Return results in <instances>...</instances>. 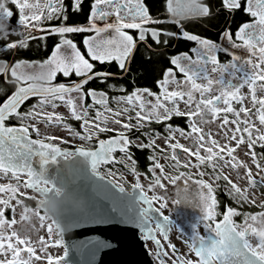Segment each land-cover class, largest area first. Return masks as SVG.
<instances>
[{
	"label": "snow or ice",
	"instance_id": "6c2138e0",
	"mask_svg": "<svg viewBox=\"0 0 264 264\" xmlns=\"http://www.w3.org/2000/svg\"><path fill=\"white\" fill-rule=\"evenodd\" d=\"M9 2L19 10L18 24L29 30L38 28L39 23H33V21L40 22L42 18L52 20L64 14L63 18L67 19L64 0H55V2L54 0H44L43 4H40L38 0H0V40H8L12 35H22L8 23L14 15L7 6ZM82 2L83 0H73V10L80 11ZM191 2L196 4L198 14L203 16L209 14L207 6L201 5L198 0H191ZM188 3L189 0H167V12L172 17L170 22L180 26L182 38L194 41L198 46L191 49L195 58L187 53L171 58L170 63L175 66V69H178L183 79H177L173 69H166L163 73V79L157 81L161 90L158 94L147 88H137L130 94L109 98L103 91L85 90V85L90 81L98 79L100 82L106 83L111 74L96 71V66L85 58L77 44L72 39L65 37V34L69 33H95V36H87L83 40L91 61H98L101 65L115 61L120 69L127 71L126 61H130L137 47V42L146 44L147 38L150 36L156 45L163 43L166 46L169 41L167 39L162 40V36H177L175 32L154 27L167 21H161L150 16L144 0H94L87 25L66 26L61 24L49 30L51 33L59 34L60 41L55 46L51 56L38 65L41 71H20L24 67L22 61L11 65V75L20 86L0 105V174L10 173L12 177L17 178V183L15 186H0V193H11L7 199L0 198V205L3 206L0 207V254H7V252L12 254L11 260H0V264H34L33 256H35V260L41 259L40 256L35 255L32 241L21 237L16 231H12L10 235L5 233L6 227L11 228L16 223L15 219L9 222L4 218V209L11 207L10 201L15 198L16 192L21 187L19 182L21 175L27 177L23 187L38 191L43 197L40 202L41 205L46 206L53 196L58 197L61 193L51 182L44 179L48 166L56 163L58 158L69 159L73 155L85 158L90 163L92 172L98 174V166L112 161V154L116 151L123 153L128 160H132L129 152L131 145H135L141 150L151 148L155 153L156 138H161V134L155 130L143 132L141 135L148 139V143H144L140 137L133 140L125 134V131H120L115 138L98 139V147L95 150L78 148L75 152L62 151L53 143L45 142V140L53 141L57 139L56 137L43 133L44 138L41 139L39 138L42 135L40 128L35 124L24 123L29 117L33 119L42 117V119L37 120V123H43L45 128L53 123H60L62 117L59 114L46 111L48 107L55 109L59 106L55 101H60L66 105L72 118L83 121L81 127L85 129L86 135H81L80 139L89 141L93 139L94 133L114 131L115 129H109L107 126L110 122L120 125L126 131H131L133 128L139 131L146 126L145 122L163 123L170 121L173 117L186 116L190 131L186 132L178 126L173 127L170 124L165 125V130L169 134L162 138L166 147L172 150L170 158L175 161L172 165L173 168L181 167V162L176 153L177 149H181L187 154L182 166L199 169V166L207 160L210 162L208 167H211L213 172L199 171L197 174L201 177L204 175L213 176L215 181L221 179L226 181V195L230 198L241 197L244 202H247L251 188L264 186V164L261 163V160H264V153L258 156L254 151L257 144L264 148V128H256L255 123L249 118V114L256 116L259 125L264 126V83L259 85L256 83L258 80L264 81V0H246L243 11L253 18V22L240 26L235 33V39L228 31H224L221 36L222 39L227 40L230 48H243L250 53L249 58L237 55L230 51L229 47H222L208 39H202L184 31L179 17L188 10L186 7ZM223 7L229 11H235L241 8V0H223ZM112 16L115 17V20L109 23L108 19ZM97 20L103 21L104 26L98 27ZM126 29L135 30L137 36L134 38L133 35L125 31ZM109 30L113 33L111 37L97 39L102 33ZM31 38L35 39L36 37ZM28 39L29 37H23L19 41L9 42L6 44L5 50L28 47ZM217 52L226 53L231 57V60L224 64L219 63ZM251 57H256L259 63L253 62ZM209 64L212 65L211 72L218 74L215 79L208 74L207 65ZM246 65L251 66V72L245 70ZM27 66L33 67L31 64ZM9 67V64L0 61V72L6 73ZM238 72L242 73L239 77H237ZM58 73L66 78L74 73L76 77L82 79L67 84H53L52 81L56 79ZM225 75L228 77L227 80ZM37 80L42 81V83L37 84ZM236 80L239 82L233 83ZM29 81L31 83H28ZM170 86L172 90H169ZM246 86L251 97L252 109H255V112L243 106L235 111L232 105L233 100L237 103L243 102L244 97L240 95V90ZM108 87L112 88L113 85H108ZM118 90L126 92L122 86H118ZM258 90L261 93L260 97L257 96ZM217 92L218 95H213ZM73 93L77 95L73 96ZM197 93L199 99H197ZM31 97H38L36 103L31 105L28 111L19 112L21 106ZM89 98L91 99L90 104L86 103ZM110 99L116 105L123 104L125 107L121 110L109 107ZM77 100L79 104H77ZM181 102L184 104L183 109L179 107ZM221 103L224 105L223 108L220 106ZM97 105L100 108H97ZM90 110L96 112L95 117L90 116ZM130 112H135V116L128 115V122L122 123L119 117ZM220 112L234 113L235 115V119L231 121L225 115L222 117V124L218 125L225 131L222 134H217L221 135V140L228 141V143H221V140L213 139L211 132H204L201 126L215 120ZM105 113H111L116 118L110 121ZM241 113H244L243 119L240 117ZM12 118H17L21 122V126L7 125L6 122ZM133 119L136 120L135 124L131 123ZM229 124L236 125L235 129L225 128ZM30 128L31 132L38 137L37 139L30 138ZM229 132H231L230 136L228 135ZM176 133H179L181 138L190 140L191 145H182L176 138ZM238 133L239 135H237ZM244 133H247V139H245ZM231 141H235L236 147L229 146ZM241 145H246L248 151L245 152V155L251 156L252 163L258 169L255 174L259 176L258 180L254 177L247 163L239 161L234 155L236 149ZM201 149L206 153V156L201 155ZM225 154L230 158L229 160L225 159ZM192 156L196 157L199 164H191L190 158ZM164 159H169V157L165 155ZM149 160L152 161L149 172L153 173L154 176V179L149 182L150 191L154 192L157 187L164 189L165 184L161 182L162 179L168 180L172 185H177L178 181L183 180L185 186L183 189L177 188L176 198L171 201L173 206L181 203L192 204V197L189 195V182L199 189L196 193L199 199L192 206L199 207L201 214L189 226L190 234L186 237L190 249L199 258L196 264H264V223L260 228L248 225L249 219L253 222L257 220L256 215H246L245 224L247 226L242 227L236 225L232 220L233 217L241 215V213L228 207L227 211L223 213L222 220L217 222L216 216L219 213L215 211V208L218 202L213 195L214 189L211 184L206 183L203 179H194L190 172L185 171H179L176 175L168 176L164 172V166L156 159L155 154L150 155ZM220 161L224 162V166L230 164L231 168L236 170L237 180H246L249 187L241 189L228 175L219 173L217 168L220 166ZM241 168L245 169L244 173L239 171ZM157 169H159L160 175H156ZM133 172H135L134 168ZM135 187H141L139 180ZM120 191L123 192V188H120ZM141 199L147 207L140 213V216L143 218V223L147 224L151 220L149 213L152 211L153 202H159V209H164L168 198L154 194L151 198L142 196ZM16 203L20 204V201L17 200ZM252 203H255L254 199ZM25 211L28 209L26 208ZM13 213H15L14 208ZM259 217L264 220V212L259 213ZM21 218L23 219V216ZM40 219L43 220L44 217H40ZM161 219L165 225H170L168 216H161ZM201 225L204 234L198 230ZM156 227L160 228L164 234V229L159 223L156 224ZM48 231L51 235L53 232L51 225ZM145 231L150 233L148 229ZM250 235L258 242L253 243L249 239ZM149 238H152L150 234ZM13 239L15 243L12 242ZM165 239H167L166 234ZM5 241H7L6 248ZM155 242L159 249L160 241ZM19 245L24 247H18ZM46 247L47 245L41 238V251H45ZM168 247L172 248L173 253H175L173 245L169 244ZM21 252L27 253V257L21 256ZM160 255L161 252L158 251L157 259L160 258ZM47 259L49 264H53L50 256ZM173 264H177V261H173ZM179 264H194V262L190 259L179 260Z\"/></svg>",
	"mask_w": 264,
	"mask_h": 264
},
{
	"label": "rangeland",
	"instance_id": "374dc122",
	"mask_svg": "<svg viewBox=\"0 0 264 264\" xmlns=\"http://www.w3.org/2000/svg\"><path fill=\"white\" fill-rule=\"evenodd\" d=\"M38 2L40 4H43L44 0H38ZM54 2H55V0H54ZM93 3H94V1H93ZM45 14H46V12H45ZM114 20H115V17L112 16V17H109L108 22L111 23ZM87 24H88V21L82 25H87ZM96 24L98 27L104 26V22L100 21V20H97ZM82 25H79V26H82ZM58 26H60V25H58ZM58 26H53V27H58ZM53 27H51V28H53ZM22 28H24V27L22 26ZM27 30H29V29H27ZM128 30H130V29H126L125 31L129 34ZM84 33H85V35L83 36L82 43H83V40L85 37L95 36V33H93V32H84ZM112 35H113L112 31L109 30L106 33H102L100 35V37H98L97 39H106V38L111 37ZM237 43H239V41H237ZM221 46L230 48L226 39H224ZM230 51L236 53L237 55L243 56L245 58L250 57V53L246 52L243 48H241V49L230 48ZM251 58H252L253 62L259 63V61L256 57H251ZM230 60H231V58H230ZM207 67L209 70L208 74L213 79H215L218 74L211 72V68H212L211 64L207 65ZM245 70L251 72V66L246 65ZM20 71L39 72V71H41V69L38 67V65L35 67L34 66L28 67L27 65H24V67H22L20 69ZM10 74H11V69H10ZM241 75H242V73H240V72L237 73V77H239ZM177 79H183V78H177ZM225 79L226 80L228 79L227 75H225ZM198 82H200V81H198ZM238 82H239L238 80L233 81V83H238ZM256 83H257V85H259V84L264 83V81L258 80V81H256ZM169 90H172L171 86H170ZM160 91L161 90H159V92ZM218 94L219 93L217 92V93H214L213 95H218ZM72 95L75 96L77 94L73 93ZM196 95H197V99H199V94L197 93ZM240 95H242L244 97L243 102L237 103L235 100H233L232 105L234 107V110L238 111L239 108L242 106L252 109L251 97L249 95V91H248L247 86L240 90ZM257 96L258 97L261 96V93L259 92V90L257 91ZM35 103L36 102H33L32 104L28 105L23 112L28 111L29 107ZM55 103H57L59 106L56 107L55 109L48 107L46 109V111L59 114L62 117V120L60 123H58V124L53 123V124L49 125L47 128H45L43 123H37V120L42 119V117H37L35 119L29 117L27 120L24 121V123L29 124V125L35 124L38 128H40L42 135L39 138H44L43 133H48V134L56 137L57 139L51 141L53 143H62V142H65V143L67 142L69 144L87 143L89 140H81L80 139L81 135H86L85 129L81 127L83 121L80 120V122H79V128L82 132L81 134H79V132H77V129H74L72 126H70V124L65 122L66 118H71L69 108L66 105H64L63 103H61L60 101H55ZM77 104H79L78 100H77ZM119 106L122 108L125 107V105H123V104L119 105ZM220 106H221V108L224 107V105L222 103ZM179 107L181 109L184 108L183 102H181L179 104ZM257 107H258V105H257ZM117 110H121V109L117 108ZM101 111L103 112V109ZM252 111L255 112V109H252ZM95 115L93 117H95ZM105 115L109 118L110 121H112L116 118V117H113L111 113H105ZM128 115H131L133 117L135 116V114L132 115V114L128 113L126 115L119 117V119H121L122 123L128 122ZM229 115L230 116H227V117L230 121L235 119L234 113H229ZM224 116H225L224 113L220 112V113H218L217 118L215 120H212L210 123H208L206 125H201L203 127L204 132H206V133L211 132L213 139L221 140V135H218L217 133L222 134L225 131L224 128L218 127V125L222 124V117H224ZM240 117H241V119H243L244 113H241ZM249 118L255 123L256 128H264V126L259 125V121L256 118V116L249 114ZM15 119L17 121L15 124H18L21 126V122L17 118H15ZM53 119H55V118H53ZM112 124H115V123L110 122L107 126L109 127ZM186 125L188 127L187 120H186ZM113 127H116V126L113 125ZM235 127H236V125H234V124H229L228 126H225V128H232V129H235ZM241 127H243V125H241ZM188 131H190V129ZM168 134L169 133L167 132V135ZM244 134L246 135V136L244 135L245 139H247V133H244ZM175 135H176V138L179 140V142L182 145H185V146L191 145V141L184 139V138H181L179 136V133H176ZM228 135L230 136L231 132H229ZM237 135H239V133ZM93 136H96V133H94ZM162 137H163V135H161V138H156V145L160 148V150L163 149V152H164L163 154L157 155L158 156L157 160L159 161V163L161 165L164 166L165 174H167L168 176H172V175L178 174L179 171L190 172L192 174L198 173L199 171H204L206 173H212L213 172V169L211 167H208V164L210 162H208L207 160H205L204 164H201L199 166V169L196 167H191V166L189 168H184L182 165L185 162V158H186L187 154L184 153L181 149L176 150L178 158L181 162V167H179L178 169L173 168L172 165L175 163V161L170 162L172 150L170 148L166 147L165 142H164ZM146 139H147V137H146ZM172 142L174 143L175 140ZM221 143H228V141L221 140ZM229 146L236 147L235 141H231ZM247 151H248V149H247L246 145H241L239 148L236 149V152L234 153V155L237 157V159L239 161H243V162L247 163L248 167L251 168V170L254 174V177L258 180L259 176L255 175L257 173L258 169L256 168L255 164L252 163L251 156L245 155V152H247ZM257 154L259 156V153H257ZM165 155H167L169 157V159H164ZM201 155L206 156V153H204L202 149H201ZM225 159L229 160L230 158L227 157V155L225 154ZM190 160H191L192 165L199 164V161L196 159L195 156H192L190 158ZM214 161H215V158H214ZM261 163L264 164V160H261ZM219 165L220 166L217 168V171L219 173H221L222 175H228L229 178L232 179L234 182H236L241 189H245V188L249 187L246 180H243V179L237 180L236 170L232 169L230 164L227 166H224V162L220 161ZM183 168H184V170H183ZM239 171L241 173H244L245 169L241 168V169H239ZM99 173H101L102 176H104L105 174L111 176L115 185H117L118 187L127 189V190L131 186H135L137 181L139 180V183L141 185L140 189L148 196V198H151L154 194L167 196L168 199L166 202V207L164 209H159V202H156V201L153 202L154 206L157 207L163 215L168 216L173 221L171 231L168 235L167 240L162 241V243H161V245L163 246V249L165 250V252H167L166 255L161 253L160 258L157 259V252H156L153 244H151V242H149V241H145V246L148 250L149 256L151 257V259L153 261V264H172V262L176 261V260H189V259L192 261L194 260V254L189 252L188 251L189 249H186V247L184 245L186 242H188V240L186 239V241L184 240V242H182L179 239V237L177 236V228L179 227V231L184 233V235H185L184 237H187L190 234V227L189 226L196 221L197 217L201 214V212L197 211L198 208L192 206V204H196V203H192L189 205L181 203V204H178L176 206H173V204L171 202L174 198H176L177 188L178 187L180 189L184 188L185 185L183 183V180L178 181L177 185H172L171 183H169L168 180L162 179L161 182L165 184V188L160 189L157 187L155 189V191L153 192V191L149 190V187H150L149 182L152 179L144 177L140 174H136L132 171L127 172L123 169H120L118 173H114L110 169H108V170H105L104 172L99 171ZM156 175H160L159 169L156 170ZM24 178H25V176H23V175H21L19 177V182L21 184V187L18 189L16 194L33 196L34 197V199L32 201L33 206H30V205L29 206H23L21 202H20V204L16 203V201L18 200L16 197L14 199H12L10 201L11 207H9L8 217L6 218L4 215V218L9 222H11L13 219H15L16 223L13 224L11 228L6 227L5 233L7 235H10L12 231H16L17 233H19V235L21 237L27 238L33 242L32 247H34V249H35V255H38L41 257L40 260H35V256H33L32 259L34 261V264H49V261L47 259V257H49V256L52 258L53 264H57V262H58V264H64V263H62L61 258L63 257L65 250H64L60 231L58 230L57 226L51 222L50 218L48 216H46L44 214V212L39 210L38 207L36 206V201L39 199V196L33 190L23 187ZM202 179L211 185H216L218 183V181H215L214 177L210 176V175H204L202 177ZM16 183H17V178L12 177L11 174L9 176L6 174H0V186H7V185L15 186ZM191 186H192L191 182H189V185H188L189 192L192 191L196 194L199 191V189L195 185H193V187H191ZM260 187L264 188V186H257L255 188L250 189L249 199L247 202H245L246 204H249L250 206H254V207H259V208H262V206H264V192L260 191ZM191 188H193V189H191ZM223 189L227 190L226 185H224ZM189 194L191 195V193H189ZM10 195H11V193H0V198L7 199L8 196H10ZM182 195H183V193H182ZM238 198H241V197H237L236 199L238 200ZM195 199H197V198L195 197ZM253 199L255 200V203H252ZM161 202H163V201H161ZM0 207H3V206L0 205ZM13 208L15 209V213H13ZM26 208L28 209V211H25ZM261 212H264V208L256 211L254 214L249 215V216L256 215L257 220L255 222H253L249 219L248 225H251V226L256 227V228H260L262 223H264V220H262L259 217V213H261ZM22 216H23V219L21 218ZM40 217H44V219L41 220ZM50 225L53 229V232L51 235H49V231H48V228ZM201 226L199 227L198 230L200 231L201 234H204V229ZM240 226H242V227L247 226L245 224V218L242 219V223L240 224ZM41 238H43L45 244L47 245L45 251H43V252L40 249V239ZM249 238L253 243L258 242L255 238L251 237V235L249 236ZM12 242L15 243V240L13 239ZM6 244H7V241H5V248H6ZM169 244L174 246L175 253H173L171 251V248L168 247ZM18 247L23 248L24 246L19 245ZM21 256L26 258L27 253L21 252ZM11 259H12L11 252H7V254H0V260H11Z\"/></svg>",
	"mask_w": 264,
	"mask_h": 264
},
{
	"label": "water",
	"instance_id": "95a60500",
	"mask_svg": "<svg viewBox=\"0 0 264 264\" xmlns=\"http://www.w3.org/2000/svg\"><path fill=\"white\" fill-rule=\"evenodd\" d=\"M129 63L130 61H126L127 69ZM126 72L123 70L118 74L110 73L109 78H122ZM14 84L13 93L19 86L17 82ZM32 98L38 97H31L28 101ZM7 125L19 127L15 124ZM132 133L126 135L130 136ZM99 139L103 138L99 137ZM54 145L67 152H75L78 148L95 150L98 147V143L94 148L78 146L62 148ZM113 160H116L114 155ZM26 179L25 176L24 181ZM44 179L71 199L70 203L62 204L58 213L53 215L46 206L41 205L40 202L43 199L41 194L31 189L39 196L36 201L38 209L43 211L60 231L65 250L61 258L62 263L153 264L145 241L147 239L155 241L153 225L156 226L157 223L164 229L162 234L161 229L158 228L160 233L164 237L165 234L167 236L172 219L169 218L170 225H165L161 219L164 215L153 204L152 211L149 213L151 220L144 224L140 213L147 205L142 202L141 197H147V195L140 188L131 186L128 190L123 188L121 192V187L115 185L111 177H104L99 172L93 173L87 159L75 155L69 159L58 158L56 163L48 166ZM145 229L150 230V233ZM149 234L152 238H149ZM176 261L179 264V261Z\"/></svg>",
	"mask_w": 264,
	"mask_h": 264
},
{
	"label": "trees",
	"instance_id": "16d2710c",
	"mask_svg": "<svg viewBox=\"0 0 264 264\" xmlns=\"http://www.w3.org/2000/svg\"><path fill=\"white\" fill-rule=\"evenodd\" d=\"M203 3L208 7L209 9V16L204 19V24L206 25V28H211L213 31L217 30L221 26H224L226 23H228L230 33H233V30L237 27L238 24L245 21L246 14L243 13L242 7L240 9H237L235 11H223L220 8L221 0H203ZM145 6L149 9V15L160 19L162 17V13L164 11L165 7V0H144ZM90 11V1L85 0L82 2L81 10L80 11H74L73 9H66V15L67 19L65 20L62 16V20H55L54 23H62V24H83L86 23L88 20V15ZM164 24H160L158 26L154 27H163ZM202 32H206L208 35H210L209 32L205 31L204 29H200ZM85 33L83 34H77V33H70L69 35H66V37L72 39L78 46L82 47V39ZM130 35H133V37H136V34L131 32ZM48 38V39H47ZM44 39H37L33 40L31 44L33 45H53L56 43L57 37H47ZM212 39L217 38V34L213 32L211 34ZM162 40L167 39L169 42L165 46L163 43L160 45H156L154 41H152L151 37L149 36L147 38V43H141L137 44L136 50H134L133 56L130 60V63L128 65V70L126 74L122 78H109L106 83L100 82V80H92L88 83L87 87H93L96 90L103 91V92H110L115 87L118 88V86H122L126 89V92H123L125 94H128L132 92L135 88H147L152 90L154 93H158L160 88L157 84L158 80L163 79V73L166 69H169L171 67L170 59L168 58V48L172 46L173 43V37L168 36H162ZM184 44V42H181L180 44ZM148 45H151V47H148ZM164 47V48H163ZM163 48V49H162ZM36 54L33 51H27L24 52L22 55L25 57H31L32 55ZM39 56V53H38ZM96 71H104L109 73H122L123 70L119 68V65L112 61L111 63H104L101 65L100 63H97L95 65ZM76 79V76L71 74L70 77H63L60 76L56 78L54 82L58 81H70ZM108 85H113L112 88H109ZM12 92V85L6 84L2 76L0 74V104L3 103ZM89 101L87 100L86 103ZM224 115L230 116L229 113L223 112ZM228 114V115H227ZM9 123H16V119L12 118L9 121ZM66 123L70 124L75 129H79V120H76L74 118H66ZM172 125L173 127L178 126L180 129L186 128V116L182 117H173L170 121H164L161 123L151 122L149 130H157L161 133L167 134V131L165 130V125ZM245 135V134H244ZM246 136V135H245ZM130 153L132 155V161L121 165L122 168L125 169V171L133 172V168L135 169L136 174H140L144 177L154 179V176L151 172H149V167L152 164L150 160L148 159L149 151L148 148H145L141 150L140 148L136 147L135 145L130 146L129 148ZM254 151L256 153H264V148H261L259 144H257L254 148ZM135 161V163H133ZM111 168L113 167L110 165ZM184 170V168H183ZM102 171V169H100ZM99 172V171H98ZM101 174V173H100ZM192 174V173H191ZM6 175H10L9 173ZM194 179H202L201 176H199L197 173L192 174ZM108 175H104V177H107ZM207 183V182H206ZM193 187V184H191ZM224 185H226V181L223 179L219 180L216 185H211L214 189L213 195L217 199V206L215 208V211L219 213L216 216V220L219 221L223 217V213L227 211L228 207H231L232 209L238 211L241 213V215L235 216L232 218L235 222H241L242 219L245 218V216H249L251 214H254L256 211L264 208L254 207L250 206L249 204H246L242 198L233 199L230 198L228 195H226L225 189H223ZM193 189V188H191ZM198 190V189H197ZM260 191L264 192V188L260 187ZM206 192V190H205ZM191 193L192 197V203H197L199 197L196 196L194 192ZM194 196V197H193ZM15 197L22 203L23 206H33V196H26L22 194H15ZM195 197L197 199H195ZM195 199V200H194ZM197 211H200L199 207ZM9 213V208L4 209V215L7 218Z\"/></svg>",
	"mask_w": 264,
	"mask_h": 264
},
{
	"label": "flooded vegetation",
	"instance_id": "af4514ba",
	"mask_svg": "<svg viewBox=\"0 0 264 264\" xmlns=\"http://www.w3.org/2000/svg\"><path fill=\"white\" fill-rule=\"evenodd\" d=\"M83 1H85V0H83ZM89 1H90V11H89L88 19H89V16L91 14V6H92L94 0H89ZM198 2L201 5L206 6L203 3V0H198ZM7 6L9 8V10L13 11V13H14L13 17L10 18V20L8 21V23L12 27L16 28L19 33L22 34V35H12V36L9 37L8 40H0V61L5 62V63L9 64V66H10L9 67V70L6 73L0 72V74L2 76L3 81L6 84L12 85V92H11V95H12L13 94V91H14V88H15L14 82H17V81H15L14 78L12 77V75L10 74L11 65H14L17 62H21L22 61V62H24V65L31 64V65H33L35 67V66L39 65L40 63H42L43 61L47 60L51 56V53L54 50L55 46L60 41L59 34L51 33L49 30L53 26H58V25H61L62 24L60 22H58V23L55 24L54 21L57 20V19L62 20V16L64 14H61L59 16V18H54L52 20H47V19L42 18L40 22H36V23H39V27L37 29L36 28L35 29L33 28L31 30H27L26 28H22V26H20L18 24V20H19V10L16 9L15 6L12 5L10 2L7 4ZM245 6H246V0H241V7H242V9ZM69 7H70V9H73V0H64L65 12H66V9H69ZM186 7H187L188 10L181 17H179L180 23L183 26V30L184 31H187L189 34L197 35V36H199L202 39H208V40L212 41L213 43H216L218 45H221L223 43V41H224V39L221 38L222 33L224 31L230 32L228 23H226L224 26H221L217 30L213 31L211 28H206V25L204 24V19L206 17H208L210 14H208L207 16H203V15L198 14L197 13V8H196V4L194 2H191V0H189V3L187 4ZM220 8L223 11L228 10V9H226V8L223 7V0H221ZM243 13L246 14V18L247 19L245 21H243L242 23L238 24L237 27L233 30V33L231 34L233 36V39H235V33H236V31H238V29H239L240 26H242L245 23H251V22H253V18L250 15H248L244 11H243ZM160 20L161 21H167L165 23H162L165 26L159 27L160 29H163V30L168 31V32H175V33H177V36H174L173 37L172 46L167 47L168 48V55L167 56L170 59L169 61H171V58H173L175 56H179V55L184 54V53H187L188 55H190L193 58H195V55L191 52V49L196 48L198 46L196 45V43L194 41H188L186 39H183L182 38V31H181L180 26L177 25V24H174V23H171L170 22L172 20V17L167 12V0H165V7H164V11L162 13V17L160 18ZM33 23H35V21H33ZM64 25H66V26H77L78 25L79 26V25H82V24H73V25L64 24ZM200 29H204L205 31L209 32L210 35H208L206 32H202ZM128 32H129V34H131V32H133L137 36V33H136L135 30H131L130 29V30H128ZM213 32H215L217 34V38L216 39H212L211 38V34ZM83 33H77V34H80L81 35ZM69 34H65V37H66V35H69ZM54 36L57 37V38H56V43L53 44V45L47 46V45H44V44L43 45H33V44H31V42L33 40H37V39H39L41 37H43V39L45 40L47 37H54ZM23 37H29V39H28V47H25V48L17 47L16 49L10 50V51L5 50L7 43L19 41ZM31 37H36V38L35 39H32ZM181 42H184V44L183 43L180 44ZM139 44H141V43H138V45ZM78 48L80 49L81 53L85 56V58L86 59H89L90 62H92L94 65H96L97 63H99L98 61H91V58L87 55V50H86L84 44H83L82 47L78 46ZM27 51H33L36 54L32 55L31 57H25V56H23L22 54L24 52H27ZM38 53H39V56H38ZM216 55H217V58H218V62L221 63V64L222 63L224 64V63L228 62L230 60V58H231L229 55H227L224 52H217ZM170 65H171L170 68L173 69V71L175 72L176 77L177 78H183L182 74L179 73L177 69H175V66H173L172 64H170ZM73 75H75V74L73 73ZM60 76H63V75L61 73H58L56 78H58ZM79 78H81V77H76V79H73V80H70V81H58V82H54L53 84H58V83H66L67 84V83H71L72 81H76ZM28 83H31V81H29ZM36 83L37 84H40V83H42V81H38ZM87 86H88V84L85 85V90H87V89H95L93 87H87ZM135 89H137V88H135ZM138 89H144V88H138ZM97 91L99 92V90H97ZM105 93L108 95L109 98L114 97V96L126 95L125 93L120 92L117 87H115L112 91L105 92ZM130 93H128V94H130ZM37 99L38 98H32L30 101H28L27 103H25L18 111L21 112V113H23V111L26 109V107L28 105L32 104L33 102H36ZM88 101H89L88 103L90 104L91 103V99L89 98ZM96 107L97 108H100L99 105H97ZM109 107H111L113 109H117V108L118 109H122V107H120V106L116 105L115 103H113L111 101V99L109 101ZM89 114H90L91 117H93L96 113H95V111L90 110V113ZM130 114L134 115L135 112H130ZM186 120H187V117H186ZM79 122H80V120H79ZM131 123L135 124L136 123V120L133 119L131 121ZM150 123L151 122H146V126L144 128H142V129H140L139 131H137L135 128H133L131 131H126V130L122 129V127H120V125L112 124L108 128L109 129H115L114 131H107V132H103V133H96V136H93V139L91 141H88L87 143H82V144H69L67 142L66 143L65 142H62V143H53L51 141H47V140H45V141L50 142V143H53V144H56V145H58V146H60L62 148H74L75 146L85 147V148H94V147L97 146L99 137H102L103 139H109L111 137L117 136V134L120 131H125V134H128V133L133 132L129 136L130 139L135 140L136 137H140V140H142L144 143H148V139H146L145 136L141 135V133L150 131L149 130ZM6 124H12V123L6 122ZM15 125H18V124H15ZM113 125H115L116 127H113ZM29 130H30V133H31L30 137L38 138L34 133L31 132V129H29ZM183 130L184 131H188L189 130L188 127H187V125H186V128L183 129ZM77 132H79V134L82 133L81 130H80V128L77 129ZM155 132H159V131L155 130ZM159 133L161 135H163V136H166L167 135L165 133H161V132H159ZM41 139H43V138H41ZM131 146H133V145H131ZM148 151H149L148 156L155 154L156 155V159H158V156L157 155H160V154H163L164 153V152H161V150H160V148L158 146L155 149V153L153 152V149H151V148H148ZM129 152H130V150H129ZM113 155H114V157H115L116 160H112V161H110L108 163L101 164L100 167L98 168L99 171H100V169H102L101 172H104L105 170L110 169L112 172L118 173L120 169L125 170L124 168L121 167V165H123V164L125 165V164H127V163H129V162L132 161V160H128L124 156V154L123 153H120L119 151H116L115 153H113ZM150 162L152 163V161H150ZM170 162H173V160H170ZM110 165H112L113 167L111 168ZM107 177H111V176L108 175ZM164 216H166V215H164ZM233 222L236 225H239V226L241 224V222H235V221H233ZM172 224H173V221H172ZM172 224L169 226V228L167 230V236H166L167 238H168V235H169V233L171 231ZM201 227L203 228V226H201ZM153 228H154L155 241H157V240L160 241V247H159V249H158V246H157L156 242L153 239H147L146 241H149V242H151V244H153L156 252L160 251L162 254L167 253V252H165V250L163 249V246L161 245L162 241H165L167 239H165V237L160 233L159 229L156 228V226L153 225ZM177 236L179 237V239L182 242H184V240L186 241V237H184L185 236L184 233H182V232L179 231V227L177 228ZM184 245H185L186 249H189L188 250L189 252H191V253L194 254V252L189 247V241L186 242ZM171 251L173 252L172 248H171ZM197 261H198V258L194 254V260H193L194 264ZM172 264H173V262H172Z\"/></svg>",
	"mask_w": 264,
	"mask_h": 264
},
{
	"label": "clouds",
	"instance_id": "9594fccd",
	"mask_svg": "<svg viewBox=\"0 0 264 264\" xmlns=\"http://www.w3.org/2000/svg\"><path fill=\"white\" fill-rule=\"evenodd\" d=\"M37 80L36 82H38ZM71 199L69 196L64 195L63 193H60V195L52 197L49 202L47 203L46 207L48 208L49 212L53 215H56L58 211L60 210V206L62 204L70 203Z\"/></svg>",
	"mask_w": 264,
	"mask_h": 264
}]
</instances>
